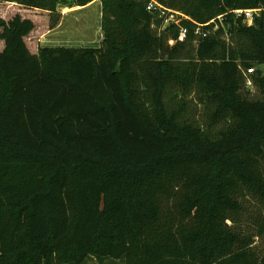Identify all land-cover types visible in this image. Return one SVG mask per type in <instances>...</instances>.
I'll use <instances>...</instances> for the list:
<instances>
[{"label":"trees","instance_id":"trees-1","mask_svg":"<svg viewBox=\"0 0 264 264\" xmlns=\"http://www.w3.org/2000/svg\"><path fill=\"white\" fill-rule=\"evenodd\" d=\"M95 1L0 0V264H264V0H154L223 16L173 46L150 0H100L99 46L37 44Z\"/></svg>","mask_w":264,"mask_h":264},{"label":"rangeland","instance_id":"rangeland-1","mask_svg":"<svg viewBox=\"0 0 264 264\" xmlns=\"http://www.w3.org/2000/svg\"><path fill=\"white\" fill-rule=\"evenodd\" d=\"M9 10V9H6ZM59 12L63 14V20L60 25L52 30L44 32L38 37L39 46H64V47H76L84 48L90 46H99L103 40L102 31V7L100 0H97L94 6L89 9L78 8L77 6H70L62 4L59 7ZM12 14L8 11L4 12L0 10V17L9 18ZM35 39V38H34ZM2 41L0 40V45ZM174 44H171L173 46ZM258 69H264L262 66ZM253 70H244L243 76L245 78V85L243 86V92L245 96H248L252 100L261 99L262 94L260 90L253 84L251 80ZM193 104L194 112H197V116L201 115V106L193 101V96L190 97ZM198 106V107H196ZM253 206V204H251ZM257 252L264 256V238L257 239ZM86 264H98L97 261L92 258L87 261Z\"/></svg>","mask_w":264,"mask_h":264},{"label":"built area","instance_id":"built-area-1","mask_svg":"<svg viewBox=\"0 0 264 264\" xmlns=\"http://www.w3.org/2000/svg\"><path fill=\"white\" fill-rule=\"evenodd\" d=\"M148 11L151 13H158L161 18H163V25L162 28L168 27L170 25H176L180 27L179 35L177 40H171V44H175L177 42H186L188 34H189V29L186 26H181V23L184 21H191L195 25V35L196 36H207L210 34L209 31H206L205 28L212 26L215 24L214 30L218 29L219 24L217 23V20L222 23L223 16H219L217 20H211L207 22L206 24H198L194 20L190 19L188 16L185 14L171 10L163 6L162 4H159L158 2L154 0H150V3L148 4L147 7ZM262 12V9H246V10H234L232 13L237 17V18H243V20L247 23V25H252L253 21L256 16H259ZM223 26V25H222Z\"/></svg>","mask_w":264,"mask_h":264},{"label":"crops","instance_id":"crops-1","mask_svg":"<svg viewBox=\"0 0 264 264\" xmlns=\"http://www.w3.org/2000/svg\"><path fill=\"white\" fill-rule=\"evenodd\" d=\"M96 2H97V0L95 2H93L92 4L86 6V7H78V8H84V10L89 9L90 7L94 6Z\"/></svg>","mask_w":264,"mask_h":264}]
</instances>
